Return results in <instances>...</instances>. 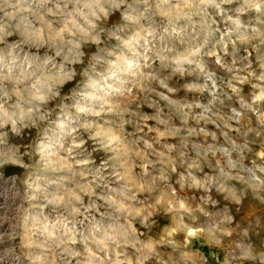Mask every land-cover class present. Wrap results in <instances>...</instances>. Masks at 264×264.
<instances>
[{"label":"clouds","instance_id":"9594fccd","mask_svg":"<svg viewBox=\"0 0 264 264\" xmlns=\"http://www.w3.org/2000/svg\"><path fill=\"white\" fill-rule=\"evenodd\" d=\"M0 264H264V0H0Z\"/></svg>","mask_w":264,"mask_h":264}]
</instances>
